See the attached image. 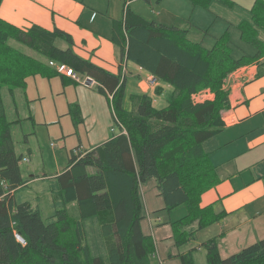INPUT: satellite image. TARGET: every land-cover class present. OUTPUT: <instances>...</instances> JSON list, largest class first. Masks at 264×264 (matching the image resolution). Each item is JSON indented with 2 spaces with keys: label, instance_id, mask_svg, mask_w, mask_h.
I'll return each mask as SVG.
<instances>
[{
  "label": "trees",
  "instance_id": "obj_1",
  "mask_svg": "<svg viewBox=\"0 0 264 264\" xmlns=\"http://www.w3.org/2000/svg\"><path fill=\"white\" fill-rule=\"evenodd\" d=\"M189 1L204 8L210 2L232 6L227 0ZM236 29L245 48L238 57L233 56L228 32L206 48L190 39L189 30L148 21L124 1L121 17L111 19L110 41L122 60L171 90L161 108L147 94H131L126 110L125 79L77 56L67 33L35 24L24 30L0 18V264H151L154 242L141 228L140 186L147 179L154 180L163 209L186 210L169 222L175 245L186 244L217 222L221 214H213L209 206L200 208L199 201L219 181L210 156L219 149L221 111L230 107L224 82L247 65L262 66L257 76L264 74V0H255L249 20ZM58 39L66 43L65 49L56 45ZM49 62L90 77L99 94L107 99L111 95L109 106L119 132L93 149L69 152L67 166L53 177L54 210L44 222L37 207L16 197L27 182L11 135L21 120L6 119L1 90L13 95L25 88L30 76L56 75ZM203 90H210L213 99L194 102L193 95ZM161 92L155 88L157 95ZM15 232L24 245L16 241ZM201 246L206 264H264V239L225 259L219 255L217 237ZM192 251L177 255L181 264H195Z\"/></svg>",
  "mask_w": 264,
  "mask_h": 264
},
{
  "label": "crops",
  "instance_id": "obj_2",
  "mask_svg": "<svg viewBox=\"0 0 264 264\" xmlns=\"http://www.w3.org/2000/svg\"><path fill=\"white\" fill-rule=\"evenodd\" d=\"M5 1L2 0L0 4V18L24 30L35 24L50 31L57 28L67 33L73 42L71 48L77 56L112 75L120 76L121 80L125 79L126 91L129 88V74L135 73L130 77L138 78L146 74L137 65L121 59L119 50L110 41L111 21L107 20L104 26L103 18H99L98 12L87 11V7L80 0H9L6 7ZM57 41L59 44L56 45L61 49L67 47L63 40ZM129 63L134 67L132 72L127 70ZM262 68L260 66L258 69L256 65L243 66L232 72L224 82L229 90L230 107L221 111L224 128L216 136L219 149L213 153L219 181L204 191L199 201L200 208L212 207V213L221 214V217L217 222L200 230L204 238L196 242L195 246L189 243L186 250L169 254V258L190 250H193L194 258L195 249L204 250L202 243L217 237L219 255L225 259L264 239V74L257 76L258 70ZM76 74L78 82L62 73L56 74L61 78L63 87L65 86L63 93L66 94L68 87L71 88L69 95L74 93L67 110L71 109L72 114L79 116L78 121L86 136L85 146L80 142L78 150L73 151L75 154L93 149L109 140L112 134H116L111 132L109 118L113 117L108 99L99 94L93 85L83 84L87 76ZM25 83V87L28 86L29 78ZM159 86L162 87L161 90L168 87L162 83H158L157 87ZM155 88L146 90L147 95L154 101L153 104L156 102L153 99L156 95ZM129 92L131 95L132 91ZM26 97V91L20 89L16 99L25 106ZM157 97L160 98V95ZM13 98L15 103V95ZM157 103H160L158 108L166 105V101L162 104L161 99ZM19 120L21 125L24 119ZM22 200L27 201L24 198ZM154 246L157 251L155 242Z\"/></svg>",
  "mask_w": 264,
  "mask_h": 264
},
{
  "label": "rangeland",
  "instance_id": "obj_3",
  "mask_svg": "<svg viewBox=\"0 0 264 264\" xmlns=\"http://www.w3.org/2000/svg\"><path fill=\"white\" fill-rule=\"evenodd\" d=\"M8 1H5V7ZM40 1L44 2V0ZM80 1L87 7V11H97L99 18H103L104 26H106L107 20L111 21V18L119 19L121 17L125 0ZM227 1L232 4L231 7L218 2H210L208 7L204 8L199 5L193 6L189 0H132L128 6L129 9L148 21L167 27L189 30L190 39L202 41V45L206 48L212 47L216 39L228 32L233 56L238 57L245 48L240 42L239 31L236 26L242 21L249 20V10L254 5L255 0ZM56 43L59 44V41ZM20 48L27 55L37 57L31 50ZM127 70L128 72L134 71L131 63L128 64ZM133 74L135 73L129 74L127 77L129 88L127 91L125 90L123 99V107L126 110H130L131 107L129 91H132L133 95L147 94L141 90L146 87L145 81L141 77H130ZM28 78V86L24 88L27 96L25 106L16 99L20 93L19 88L14 90L15 103L12 100L14 95H9L7 89L2 88L1 93L6 110V119L8 121L24 119L21 125L14 124L11 128L14 147L22 157L20 161L21 174L24 180H27L26 185L17 191L16 197L24 198L34 207H37L43 221L48 222L54 210L51 190L53 177L67 166L69 151H77L80 142L85 146L86 136L80 121L73 116L71 109L67 110L69 100L71 97L74 98V93L69 95L71 88H66L65 92L68 96L63 93L65 86L63 87L62 80L57 75L51 77L35 75ZM49 79L52 80L49 81ZM170 91V88L166 87L161 94H158L160 98L157 97V94L154 95L153 99L156 100L154 105L159 107L160 103H157L159 99L164 104ZM213 97L214 95L210 90H203L193 97V101L202 102L213 99ZM111 100L108 98L109 102ZM109 120L111 132L113 129L114 133H118L119 129L111 116ZM210 161L217 165L213 154L210 156ZM140 197L144 215L141 221L142 230L146 235L151 236L153 234L151 237L157 247V251L150 257L151 264H181L179 258L174 256L169 258L168 255L184 250L189 243H191L189 245L195 246L196 242L204 238L203 232L197 231L195 238L182 246L175 245L173 227L165 221H174L184 215L186 211L184 207H177L170 212L163 209L164 204L161 197L158 196L153 179H147L140 186ZM194 263L206 264L204 250L195 249Z\"/></svg>",
  "mask_w": 264,
  "mask_h": 264
},
{
  "label": "built area",
  "instance_id": "obj_4",
  "mask_svg": "<svg viewBox=\"0 0 264 264\" xmlns=\"http://www.w3.org/2000/svg\"><path fill=\"white\" fill-rule=\"evenodd\" d=\"M132 1V0H125V3L126 5H128V3ZM49 64L51 66H54V63L53 62H49ZM56 68V70L59 72V73H62L63 75L67 76V77H70L72 78L74 81H79V78L76 76L74 70H72L71 68L67 67L66 65H62V64H55L54 66ZM142 79L145 81L146 83V87H143V90L146 92L147 89H150V87H153L155 88L157 85H158V80L153 76V75H150L148 73H146ZM83 84H86V85H94L95 82L93 79H91L90 77H86L85 80H83ZM197 95V94H196ZM193 97H195V95H193ZM108 98L111 100L112 99V96L111 95H108ZM112 132H113V129H112ZM124 133V130L122 131ZM14 237L16 239V241L18 243H20L21 245H24L25 244V241L24 239L18 234V233H14Z\"/></svg>",
  "mask_w": 264,
  "mask_h": 264
}]
</instances>
